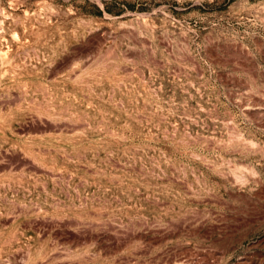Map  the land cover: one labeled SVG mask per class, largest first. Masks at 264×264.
I'll return each instance as SVG.
<instances>
[{
  "label": "rangeland",
  "instance_id": "374dc122",
  "mask_svg": "<svg viewBox=\"0 0 264 264\" xmlns=\"http://www.w3.org/2000/svg\"><path fill=\"white\" fill-rule=\"evenodd\" d=\"M0 264H264V0H0Z\"/></svg>",
  "mask_w": 264,
  "mask_h": 264
}]
</instances>
